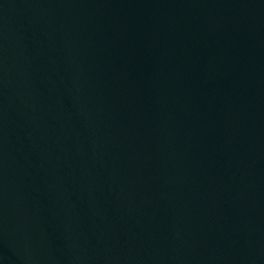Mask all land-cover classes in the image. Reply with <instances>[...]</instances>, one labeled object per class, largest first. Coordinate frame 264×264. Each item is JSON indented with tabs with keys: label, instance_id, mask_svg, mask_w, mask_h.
<instances>
[{
	"label": "water",
	"instance_id": "1",
	"mask_svg": "<svg viewBox=\"0 0 264 264\" xmlns=\"http://www.w3.org/2000/svg\"><path fill=\"white\" fill-rule=\"evenodd\" d=\"M0 264H264V0H0Z\"/></svg>",
	"mask_w": 264,
	"mask_h": 264
}]
</instances>
